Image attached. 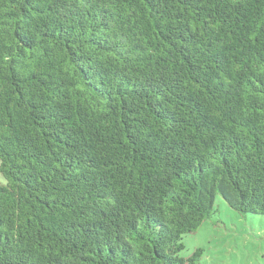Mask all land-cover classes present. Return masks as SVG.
<instances>
[{"label":"trees","instance_id":"obj_1","mask_svg":"<svg viewBox=\"0 0 264 264\" xmlns=\"http://www.w3.org/2000/svg\"><path fill=\"white\" fill-rule=\"evenodd\" d=\"M0 174V264H201L264 215V0H0Z\"/></svg>","mask_w":264,"mask_h":264},{"label":"rangeland","instance_id":"obj_2","mask_svg":"<svg viewBox=\"0 0 264 264\" xmlns=\"http://www.w3.org/2000/svg\"><path fill=\"white\" fill-rule=\"evenodd\" d=\"M214 206L196 232L185 234L181 255L201 248V264H264V215L242 214L220 195Z\"/></svg>","mask_w":264,"mask_h":264}]
</instances>
